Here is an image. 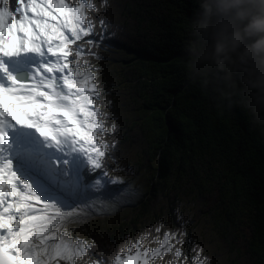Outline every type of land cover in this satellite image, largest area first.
<instances>
[{
	"label": "trees",
	"instance_id": "trees-1",
	"mask_svg": "<svg viewBox=\"0 0 264 264\" xmlns=\"http://www.w3.org/2000/svg\"><path fill=\"white\" fill-rule=\"evenodd\" d=\"M94 3L97 45L86 59L98 70L97 103L116 126L105 135L115 147L103 169H86L83 185L107 172L145 192L117 224L89 218L91 252L108 260L125 237L163 223L186 233L185 252L201 249L208 264H264V130L190 78L184 49L197 0Z\"/></svg>",
	"mask_w": 264,
	"mask_h": 264
},
{
	"label": "snow or ice",
	"instance_id": "snow-or-ice-1",
	"mask_svg": "<svg viewBox=\"0 0 264 264\" xmlns=\"http://www.w3.org/2000/svg\"><path fill=\"white\" fill-rule=\"evenodd\" d=\"M91 11L94 0H0V264H208L201 249L185 252L186 233L163 223L125 237L108 260L66 230L89 214L75 195L85 169H103L115 147L86 59L97 45Z\"/></svg>",
	"mask_w": 264,
	"mask_h": 264
},
{
	"label": "clouds",
	"instance_id": "clouds-1",
	"mask_svg": "<svg viewBox=\"0 0 264 264\" xmlns=\"http://www.w3.org/2000/svg\"><path fill=\"white\" fill-rule=\"evenodd\" d=\"M183 61L218 107L264 130V0H197Z\"/></svg>",
	"mask_w": 264,
	"mask_h": 264
},
{
	"label": "rangeland",
	"instance_id": "rangeland-1",
	"mask_svg": "<svg viewBox=\"0 0 264 264\" xmlns=\"http://www.w3.org/2000/svg\"><path fill=\"white\" fill-rule=\"evenodd\" d=\"M97 178L101 179V186L93 187L92 184ZM113 179L122 181V183H108V181ZM113 185H116L115 190ZM81 187L75 194L76 199L78 202L83 199V203L89 204L87 209L89 214L74 218V222L66 225V230L73 238L86 241L87 222L91 216L102 214L106 216L108 223L117 224L129 205L135 203L145 192V188L137 181L129 180L128 183H125L124 179L118 176H102V174L92 180L89 186L83 185ZM88 188L90 189L89 191H87Z\"/></svg>",
	"mask_w": 264,
	"mask_h": 264
}]
</instances>
